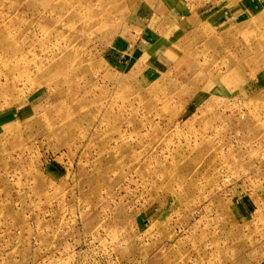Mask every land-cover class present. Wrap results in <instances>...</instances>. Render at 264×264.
<instances>
[{"label": "rangeland", "instance_id": "374dc122", "mask_svg": "<svg viewBox=\"0 0 264 264\" xmlns=\"http://www.w3.org/2000/svg\"><path fill=\"white\" fill-rule=\"evenodd\" d=\"M0 264H264V0H0Z\"/></svg>", "mask_w": 264, "mask_h": 264}]
</instances>
